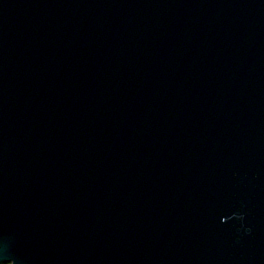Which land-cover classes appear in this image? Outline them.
Wrapping results in <instances>:
<instances>
[{"label":"water","instance_id":"obj_1","mask_svg":"<svg viewBox=\"0 0 264 264\" xmlns=\"http://www.w3.org/2000/svg\"><path fill=\"white\" fill-rule=\"evenodd\" d=\"M264 264V0H0V264Z\"/></svg>","mask_w":264,"mask_h":264},{"label":"rangeland","instance_id":"obj_2","mask_svg":"<svg viewBox=\"0 0 264 264\" xmlns=\"http://www.w3.org/2000/svg\"><path fill=\"white\" fill-rule=\"evenodd\" d=\"M3 264H10V263L7 262V263H3Z\"/></svg>","mask_w":264,"mask_h":264}]
</instances>
